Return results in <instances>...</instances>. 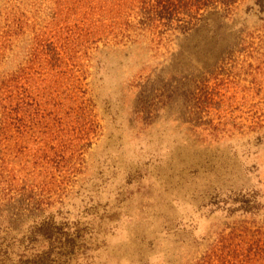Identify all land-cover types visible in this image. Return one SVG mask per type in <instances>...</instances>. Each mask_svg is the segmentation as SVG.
Instances as JSON below:
<instances>
[{"label": "rangeland", "instance_id": "1", "mask_svg": "<svg viewBox=\"0 0 264 264\" xmlns=\"http://www.w3.org/2000/svg\"><path fill=\"white\" fill-rule=\"evenodd\" d=\"M29 80L63 128L0 139V264H202L264 213V0H0V84Z\"/></svg>", "mask_w": 264, "mask_h": 264}, {"label": "trees", "instance_id": "2", "mask_svg": "<svg viewBox=\"0 0 264 264\" xmlns=\"http://www.w3.org/2000/svg\"><path fill=\"white\" fill-rule=\"evenodd\" d=\"M79 4L80 6L84 4V0H77V5L79 6ZM76 8L66 6L65 11L61 10L56 13L63 18H65L64 15H66V18H69L68 16L71 14L70 10L73 11ZM62 13L64 14L62 15ZM51 30L54 32L55 38L64 43L62 49L66 51L71 50L70 43L73 42L74 38H85L95 33L86 21H82L77 28L74 26L73 28H68L69 31H66L65 37H58L62 29ZM43 48L42 39H38L34 55L38 56ZM57 51L55 56H53L52 51L47 53L46 49V65L41 70H45L51 74L54 72L59 73L58 71L62 67V64L67 61H65L62 54H57L60 53ZM53 76L56 78L55 73ZM64 100L66 109H70L71 106L68 105L69 98ZM43 104L45 108H51V110L47 111L43 109ZM62 109L64 108L61 107L58 101L57 93L42 84L40 86L32 85L29 80L24 85L13 86L2 82L0 84V139L6 138V141L3 142L5 144L4 148L8 147L6 151L16 150L18 153L22 152L23 146L21 143H24L26 138L32 135L29 132H34L35 129L33 128L37 124V126L39 125V130H41L39 135L42 143L36 152H46V145L49 139L54 137L43 133L47 127L46 123H56V120H58L62 127L63 121L59 112ZM67 115L65 112L64 121ZM31 116L36 117L37 120L32 129L27 125V120ZM258 124L262 127L260 122ZM202 264H264V213L258 219L256 218L235 228L230 241L225 239L221 242V245H218L216 248L214 247L203 258Z\"/></svg>", "mask_w": 264, "mask_h": 264}]
</instances>
